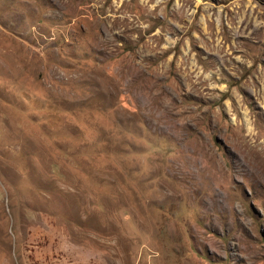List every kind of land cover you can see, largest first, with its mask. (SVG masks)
Masks as SVG:
<instances>
[{"label":"rangeland","instance_id":"374dc122","mask_svg":"<svg viewBox=\"0 0 264 264\" xmlns=\"http://www.w3.org/2000/svg\"><path fill=\"white\" fill-rule=\"evenodd\" d=\"M0 264H264V0H0Z\"/></svg>","mask_w":264,"mask_h":264}]
</instances>
